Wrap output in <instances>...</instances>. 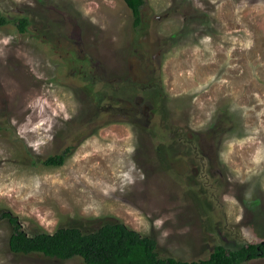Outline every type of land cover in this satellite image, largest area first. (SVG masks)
I'll use <instances>...</instances> for the list:
<instances>
[{"label":"rangeland","instance_id":"1","mask_svg":"<svg viewBox=\"0 0 264 264\" xmlns=\"http://www.w3.org/2000/svg\"><path fill=\"white\" fill-rule=\"evenodd\" d=\"M0 11V213L29 234L120 221L183 260L264 240V0H144L137 29L124 0ZM10 232L0 264H84Z\"/></svg>","mask_w":264,"mask_h":264},{"label":"trees","instance_id":"2","mask_svg":"<svg viewBox=\"0 0 264 264\" xmlns=\"http://www.w3.org/2000/svg\"><path fill=\"white\" fill-rule=\"evenodd\" d=\"M132 13V24L137 29L142 24L141 7L144 0H124ZM11 21L0 11V27ZM18 32L27 31V17L15 19ZM69 149L43 160L47 166L63 163ZM11 225L8 247L14 254H41L62 260L79 257L84 264H244L264 258V240L245 243L237 248L222 244L213 247L208 257L183 260L174 256L162 257L157 251V241L143 235L120 221L104 222L92 230L77 226H61L53 232L39 230L29 234L9 211H2Z\"/></svg>","mask_w":264,"mask_h":264}]
</instances>
